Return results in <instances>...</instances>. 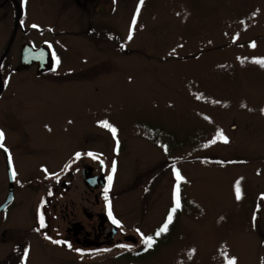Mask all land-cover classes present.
I'll use <instances>...</instances> for the list:
<instances>
[{
    "label": "rangeland",
    "instance_id": "1",
    "mask_svg": "<svg viewBox=\"0 0 264 264\" xmlns=\"http://www.w3.org/2000/svg\"><path fill=\"white\" fill-rule=\"evenodd\" d=\"M38 5L30 0L29 9L40 19ZM96 8L99 29L115 30L125 46L53 37L65 75L52 79L63 83L50 93L41 88L49 79L35 78L37 102L24 115L48 140L41 138L28 158L15 153L17 184L30 187H20L25 212L5 237L28 238L36 224L30 205L62 176L70 188L54 192L65 197L54 195L45 206L64 229V205L69 212L90 193L74 162L97 149L112 177L110 187L108 181L99 188L101 202L123 228L141 230L140 242L155 240L149 251L128 255L131 264H264V0H100ZM86 67L94 69V83L76 75ZM8 120L15 124L17 116ZM25 147L18 152L27 156ZM180 188L186 208L171 223ZM43 231L33 236L45 247L36 264H61L59 249L39 244L48 240Z\"/></svg>",
    "mask_w": 264,
    "mask_h": 264
},
{
    "label": "flooded vegetation",
    "instance_id": "2",
    "mask_svg": "<svg viewBox=\"0 0 264 264\" xmlns=\"http://www.w3.org/2000/svg\"><path fill=\"white\" fill-rule=\"evenodd\" d=\"M37 1L39 5L36 9L44 13L40 19L30 14V0H0V131L4 134L3 141L0 142L3 145L0 147V165L4 167V178L0 180V264H36L35 254L43 251L45 247L37 245V239H33V236L36 231L39 234L42 230L48 240H44L46 242L38 240L39 244L59 249L61 264H121L123 256L128 261L127 264H131L128 255L139 250L146 252L148 247L145 240L148 236L140 242L141 230L136 229L138 220L132 223L136 227L132 226L134 231L130 232V229L123 228L120 223L113 222L114 219L117 221L116 215L112 213L109 215L108 205L101 202L104 194L99 190L101 171H97L96 168L98 166L100 169L101 160L97 149L93 150L91 156H81L78 162H74L82 170L83 183L90 193L81 200L80 205L74 204V208L69 212V206L64 205L63 211L64 209L67 211L65 218H68L64 229L60 230L61 225L57 224L60 216L56 219L58 215L55 214L53 220L49 217L45 206L50 203L54 195L59 199L65 197V193L54 192L57 189L70 188L68 181L62 176L49 182L47 195L42 194L37 201L35 198V204L30 205L33 206L31 212L34 223L43 224V228L38 226L34 228L36 225L34 224L28 231V238L19 243L15 238L5 237L11 230L16 231L18 217L20 213L25 212V208L20 209V206L26 199V194L20 190V187L22 189L30 187L28 182L27 186L23 187L21 183L17 184L15 153L20 155L21 159L28 158L32 154L30 150L33 151V147L37 150L36 144L41 138L48 140V136L45 138L44 135L32 131L30 120L24 115V110H33L37 102L34 101L32 104L31 100L32 94L37 92L31 91L35 78L41 81L47 77L49 79L46 82L47 87L41 88L49 89L47 93H50L52 87L57 88L63 83L61 78L52 79H57L59 74L65 75L59 72L57 45L53 37L79 35L86 39L88 46L96 48L99 47L100 40L101 42L117 40L119 45L125 46L122 39L119 40L117 37L119 33L110 28L100 30L95 22L94 12L97 11L96 7L100 0ZM52 12L55 15H52ZM83 13L87 15L76 23ZM56 19L61 20V26H53L52 21ZM59 28L60 30L57 31L56 29ZM66 39L62 41L67 42ZM51 53L55 61L53 67L50 66ZM85 69L86 72L76 75H81L82 78L87 75L85 81L94 83L96 81L94 69L90 70L87 67ZM89 71H93L91 76ZM43 89L38 93H44ZM24 97L30 98L25 105L16 109L14 104H23ZM29 103L31 105H28ZM12 115L17 116L15 124H11L8 120ZM24 145L27 147L26 154H29L27 156L18 152ZM13 171L15 177H12ZM27 180L31 181L29 178ZM37 202H43V206L41 207ZM34 205H37L36 215L33 214ZM60 207L62 208V204ZM10 223H13V227L7 226ZM25 252H27L26 256Z\"/></svg>",
    "mask_w": 264,
    "mask_h": 264
},
{
    "label": "snow or ice",
    "instance_id": "3",
    "mask_svg": "<svg viewBox=\"0 0 264 264\" xmlns=\"http://www.w3.org/2000/svg\"><path fill=\"white\" fill-rule=\"evenodd\" d=\"M142 2H143V0H141V3H142ZM33 27H36V25H33ZM130 38H131V37H130ZM253 46H255V45L253 44ZM259 62L262 63V64H264V60L259 61ZM105 126H108L106 122H105ZM112 131L115 132V129L113 128ZM221 135H222V134H221ZM3 138H4V134H3L2 131H0V142L3 141ZM223 139L225 140V142H227V138H226V137H223ZM0 147H3L2 143H0ZM77 155L79 156V154H77ZM113 172H115V164H113ZM177 175H179V174L177 173ZM13 177H15V172H14V171H13ZM111 180H112V177L109 176V177H108L109 187H110V185H111ZM107 192H108V189L106 188V189H105V197H107ZM240 195H241V194H240V190H239V187H238V185H237V199L240 198ZM177 207H179V204H178V203H177ZM109 208H110V203H109ZM172 211L174 212V211H175V208L172 209ZM109 215H111V211H109ZM168 219H169V221H171V216H169ZM41 222H42V217H41ZM113 222L116 223V224L119 223V222L116 221L115 219L113 220ZM165 231H167V224H165V225L160 229V231H158V232L156 233V235L159 236V235L161 234V232H165ZM153 242H154V241L152 240L151 237H149V238H147V239L145 240V243H146V245H147L148 248L152 247ZM56 243H60V241H56ZM26 255H27V252H25V256H26ZM230 264H235V259L231 260V261H230Z\"/></svg>",
    "mask_w": 264,
    "mask_h": 264
},
{
    "label": "trees",
    "instance_id": "4",
    "mask_svg": "<svg viewBox=\"0 0 264 264\" xmlns=\"http://www.w3.org/2000/svg\"><path fill=\"white\" fill-rule=\"evenodd\" d=\"M179 144V143H178ZM170 146V145H169ZM169 146H167V152H172L171 149L169 148ZM179 195H178V198H177V201H176V206H174L175 208V211L173 213H171V223H174V220L178 217V215L186 208V204H185V195L184 193L182 192V189L180 188L179 189ZM177 203L179 204V207H177ZM173 216V217H172ZM152 240L154 241L152 246L155 244V240L154 238H152ZM152 247L150 248H147L146 251H149Z\"/></svg>",
    "mask_w": 264,
    "mask_h": 264
},
{
    "label": "water",
    "instance_id": "5",
    "mask_svg": "<svg viewBox=\"0 0 264 264\" xmlns=\"http://www.w3.org/2000/svg\"><path fill=\"white\" fill-rule=\"evenodd\" d=\"M55 61H54V58L53 56H51V63H50V66L53 67ZM234 128H236V126H233ZM100 167L103 169L105 167V163L103 161H101L100 163ZM13 177V176H12ZM100 177V183L99 185H102V186H106L107 184V179H106V176H105V172H102V174L99 176ZM89 180V179H87ZM13 181V179H12Z\"/></svg>",
    "mask_w": 264,
    "mask_h": 264
}]
</instances>
